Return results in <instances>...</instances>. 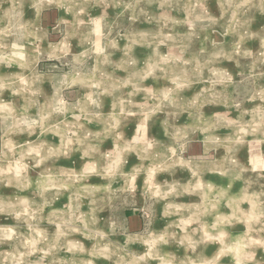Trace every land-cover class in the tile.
<instances>
[{"label":"clouds","instance_id":"9594fccd","mask_svg":"<svg viewBox=\"0 0 264 264\" xmlns=\"http://www.w3.org/2000/svg\"><path fill=\"white\" fill-rule=\"evenodd\" d=\"M0 264H264V0H0Z\"/></svg>","mask_w":264,"mask_h":264}]
</instances>
